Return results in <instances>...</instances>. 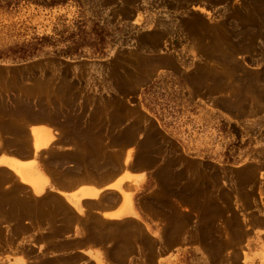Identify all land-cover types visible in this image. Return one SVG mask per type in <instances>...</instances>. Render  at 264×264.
<instances>
[{
    "label": "rangeland",
    "instance_id": "rangeland-1",
    "mask_svg": "<svg viewBox=\"0 0 264 264\" xmlns=\"http://www.w3.org/2000/svg\"><path fill=\"white\" fill-rule=\"evenodd\" d=\"M41 120L62 179L150 171L162 237L0 168V264H264V0H0L1 143Z\"/></svg>",
    "mask_w": 264,
    "mask_h": 264
},
{
    "label": "crops",
    "instance_id": "crops-1",
    "mask_svg": "<svg viewBox=\"0 0 264 264\" xmlns=\"http://www.w3.org/2000/svg\"><path fill=\"white\" fill-rule=\"evenodd\" d=\"M52 122L33 121L30 124L32 135V153H23L13 146L0 141V168H7L14 172L18 180L31 187L35 197H44L53 193L60 196L77 213L82 211V203L85 201H97V213L107 221L115 222L123 219H134L142 222L153 237H162L159 222L147 213L139 202V191L151 180V172L143 171L136 166L124 167L109 178L79 177L74 180L62 179L51 169L41 166L38 153L50 148L57 140L56 132H51ZM42 134V135H41ZM37 137V138H36ZM35 139V140H34ZM41 140V141H40ZM42 142L40 144V142ZM125 163L128 164V151L125 155ZM59 182V183H58ZM117 192L118 198L112 202H98L103 195ZM76 232H73V236ZM79 251L95 262L103 261V254L97 253L95 245L87 243ZM188 249L183 248L179 254ZM15 261H18L16 259ZM105 261V260H104Z\"/></svg>",
    "mask_w": 264,
    "mask_h": 264
},
{
    "label": "bare ground",
    "instance_id": "bare-ground-1",
    "mask_svg": "<svg viewBox=\"0 0 264 264\" xmlns=\"http://www.w3.org/2000/svg\"><path fill=\"white\" fill-rule=\"evenodd\" d=\"M41 135H42V134H41ZM36 138H37V137H36ZM34 140H35V139H34ZM40 141H41V140H40ZM40 141H39V142H40ZM41 143H42V142H40V144H41ZM58 183H59V182H58Z\"/></svg>",
    "mask_w": 264,
    "mask_h": 264
}]
</instances>
